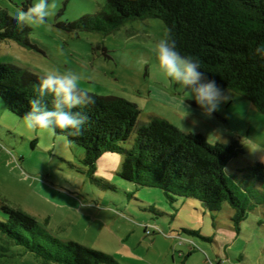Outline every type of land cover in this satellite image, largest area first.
Here are the masks:
<instances>
[{
  "label": "rangeland",
  "instance_id": "1",
  "mask_svg": "<svg viewBox=\"0 0 264 264\" xmlns=\"http://www.w3.org/2000/svg\"><path fill=\"white\" fill-rule=\"evenodd\" d=\"M38 0H0L17 17ZM105 0H49L44 24L27 25L29 46L0 42V63L35 75L71 72L83 92L117 96L137 105L139 122L152 116L181 131L201 134L208 143L238 141L243 154L229 161L233 175L253 163L264 164V116L239 94L211 118H204L182 88L159 70L155 48L165 38L156 18L127 21L110 34L67 32L60 24L97 12ZM54 5V7H51ZM192 114L189 116L186 110ZM84 149L54 131H29L23 118L0 98V205L33 216L54 238L73 241L111 256L119 264H264V201L234 229V211L205 209L193 199L169 200L161 190L119 178L92 180ZM118 168V166H117ZM116 170V169H115ZM261 189L259 184H255ZM4 217L1 215L0 219ZM0 264H40L31 253L11 247Z\"/></svg>",
  "mask_w": 264,
  "mask_h": 264
},
{
  "label": "trees",
  "instance_id": "2",
  "mask_svg": "<svg viewBox=\"0 0 264 264\" xmlns=\"http://www.w3.org/2000/svg\"><path fill=\"white\" fill-rule=\"evenodd\" d=\"M146 18L163 22L165 38L175 42L181 55L198 60L209 79L245 98L264 116V59L255 54L264 47V0H105L97 12L60 26L67 32L107 35L127 21ZM29 33L27 25L0 8V42L29 46ZM43 78L0 63V98L7 109L24 118ZM83 93L94 103L78 109L88 117L81 132H54L84 149L82 161L92 180L113 188L96 176L110 178L115 171L126 182L161 190L171 201L193 199L212 212L226 204L234 211L231 220L237 232L264 201V164L240 168L237 176L227 170L229 161L243 154L238 141L210 144L201 134L185 133L157 116L141 123L136 104ZM53 99L45 98L49 107ZM0 210V259L17 246L40 264H119L107 254L52 237L18 208L2 203Z\"/></svg>",
  "mask_w": 264,
  "mask_h": 264
},
{
  "label": "clouds",
  "instance_id": "3",
  "mask_svg": "<svg viewBox=\"0 0 264 264\" xmlns=\"http://www.w3.org/2000/svg\"><path fill=\"white\" fill-rule=\"evenodd\" d=\"M51 14L49 0H38L28 11H21L16 19L21 25H38L44 24ZM255 54L264 59V47L257 48ZM155 55L159 70L169 81L182 88L185 101L195 102L202 117L211 118L221 105L230 101L231 97L225 89L202 71L200 62L190 56L181 55L171 39H160ZM79 80V76L71 72H54L44 77L36 88V97L30 101V110L23 118L25 128L29 131H55L59 128L68 134H79L88 117L84 111L78 109L94 103L91 97L82 92ZM49 95L54 97L51 107L45 102ZM187 113L186 116L192 114L189 110ZM192 123L194 128L197 121L194 119ZM193 128L185 129L193 133ZM220 139L224 145L227 144V140L221 136Z\"/></svg>",
  "mask_w": 264,
  "mask_h": 264
}]
</instances>
